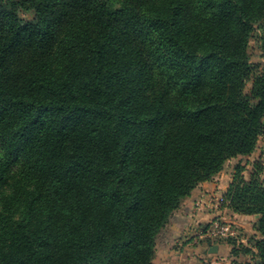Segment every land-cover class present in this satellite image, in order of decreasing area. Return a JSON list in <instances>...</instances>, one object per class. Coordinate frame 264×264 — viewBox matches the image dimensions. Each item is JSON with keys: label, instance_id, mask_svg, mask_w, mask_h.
<instances>
[{"label": "trees", "instance_id": "trees-1", "mask_svg": "<svg viewBox=\"0 0 264 264\" xmlns=\"http://www.w3.org/2000/svg\"><path fill=\"white\" fill-rule=\"evenodd\" d=\"M252 40L264 58V0H0V264H152L182 200L256 152ZM252 166L221 209L258 216L255 251L224 243L264 264Z\"/></svg>", "mask_w": 264, "mask_h": 264}, {"label": "crops", "instance_id": "crops-1", "mask_svg": "<svg viewBox=\"0 0 264 264\" xmlns=\"http://www.w3.org/2000/svg\"><path fill=\"white\" fill-rule=\"evenodd\" d=\"M256 155L257 152L247 158L254 159ZM224 168L211 181L193 190L170 215L156 238L152 264H234L227 243L211 245L209 240L192 241L198 231L219 217L233 220L249 236L257 235L254 223L258 216L232 214L219 205L232 181V175L223 176ZM214 247L215 252H211Z\"/></svg>", "mask_w": 264, "mask_h": 264}, {"label": "rangeland", "instance_id": "rangeland-1", "mask_svg": "<svg viewBox=\"0 0 264 264\" xmlns=\"http://www.w3.org/2000/svg\"><path fill=\"white\" fill-rule=\"evenodd\" d=\"M248 54L250 56V61L253 64H261V68H264L263 62H264V58H261L259 56V52L257 50L256 44L255 42L252 40L249 45H248ZM264 123V120H263ZM256 152L258 153V155H256L254 157V159H235V160H231L229 162H227L224 168V171L222 172L223 176H229V175H234L235 173V168L240 164L241 167H244V171H243V176L245 178H248L250 173L253 170V163L255 162H260L263 165L264 168V134L260 137L258 145H257V150ZM259 160V161H258ZM260 180H262L264 182V170L263 172L260 174ZM230 222H234L233 220H230ZM235 223V222H234ZM244 231V230H243ZM246 236H247V240L245 242V244H238L239 247L241 248L240 245L249 248L250 250H252L253 252L255 251V248L253 247V236H249L246 232H245ZM210 244H216L215 242H210ZM234 264H259L258 259L255 257L254 253H248V254H242L237 261L234 260L233 261Z\"/></svg>", "mask_w": 264, "mask_h": 264}, {"label": "built area", "instance_id": "built-area-1", "mask_svg": "<svg viewBox=\"0 0 264 264\" xmlns=\"http://www.w3.org/2000/svg\"><path fill=\"white\" fill-rule=\"evenodd\" d=\"M222 203L223 198L219 200V205L221 206ZM198 240H209L215 243L234 241L237 244H245L247 236L236 223L230 222V219L219 217L194 235L192 241Z\"/></svg>", "mask_w": 264, "mask_h": 264}, {"label": "water", "instance_id": "water-1", "mask_svg": "<svg viewBox=\"0 0 264 264\" xmlns=\"http://www.w3.org/2000/svg\"><path fill=\"white\" fill-rule=\"evenodd\" d=\"M215 250H216V247L212 248L211 252H215Z\"/></svg>", "mask_w": 264, "mask_h": 264}]
</instances>
